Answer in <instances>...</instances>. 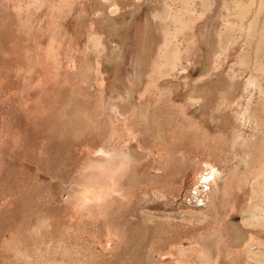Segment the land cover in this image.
Listing matches in <instances>:
<instances>
[{"label": "rangeland", "instance_id": "rangeland-1", "mask_svg": "<svg viewBox=\"0 0 264 264\" xmlns=\"http://www.w3.org/2000/svg\"><path fill=\"white\" fill-rule=\"evenodd\" d=\"M186 1L182 22L166 21ZM218 1L0 0V264H202L204 238L231 216L241 223L255 200L244 189L264 178V94L247 85L264 37L235 44L234 0ZM211 11L209 44L200 32ZM216 179L234 181L236 210L219 212ZM217 245L212 264L247 259L244 245L229 252L230 235Z\"/></svg>", "mask_w": 264, "mask_h": 264}, {"label": "bare ground", "instance_id": "bare-ground-1", "mask_svg": "<svg viewBox=\"0 0 264 264\" xmlns=\"http://www.w3.org/2000/svg\"><path fill=\"white\" fill-rule=\"evenodd\" d=\"M212 1H213L214 6H219L220 2L218 0H212ZM248 1H249L248 3H245L244 0H234L233 16L237 19V23H236V25H232V26L226 25L227 29L232 27V29L235 30V32L237 31L238 34H240L239 35L240 38L235 41V44L240 42V41H243V36H244L246 46L248 44V40L250 39V37L255 36L254 32L257 31V32H259V35L261 37H264V23L262 24V26L260 25L261 26L260 29L257 28L258 27V21H260V16L264 12V0H259L258 8L256 10L253 9V7H254L253 5L256 3V0H248ZM201 2H203L204 6L209 7V6H207L208 0H201ZM189 5H190L189 2L186 1L183 3V6L181 7V9L177 13L172 14L169 12V14L166 18V21H169V22L171 21V22H173V24L182 22V18L184 17V15L188 14V12H190L192 10L191 6H189ZM218 13H217V11H211L209 13L210 14L209 15L210 21L208 20L209 24H207L206 27H204L206 29L205 31L200 32V33H202V35L205 38H207L206 40H208L209 44H210V42H209L208 37L211 36V28L214 27L213 23L215 21L214 17H216L215 15ZM202 15H206V13L203 12ZM154 20H156V18ZM114 24H115L114 22L110 23L109 28L105 31L104 39H103V41L107 47V55L106 56L109 60H112V61L117 59L118 53L120 50V44H118L114 40V37L118 36V32H119L118 28H115ZM161 25L163 26V23ZM156 33H157V29L154 27L151 30L147 31L146 36L143 40L142 53L139 56L136 55L137 57L135 59L136 61L134 63V69L132 72L138 78L139 82H141L143 80L144 72L148 69L147 63H149L148 61L150 60V57H151V55H150V52L152 50L151 46L155 45L157 40H158ZM234 35H236V34H234ZM234 35H233V37H234ZM217 36H218L217 37L218 38L217 47H221V49H223L224 46H222V44H221L222 33H219V35H217ZM177 50L178 49L173 50L174 55H177L176 54ZM227 50H228V48H227ZM240 56H241V54H240ZM244 60H245V57L244 56L241 57L240 60H238V64L245 65ZM261 64H260V68H261L260 74L258 75V77L257 78H252V77L248 78L247 79V85L254 87L255 89L258 90L259 94L262 95V94H264V91H263L262 86H261V83L264 80V65H261ZM240 82H241V77H234L233 78L232 83L227 88L229 90V94L227 93L228 94L227 96L229 98L230 97L233 98V91L238 87ZM205 91H206V88L204 86L197 85L193 94H195L196 96H200V98H204L205 97ZM249 102H250L249 99L246 100V105H245L244 112H243V113H245L247 118H251L248 115V111L250 110L249 109ZM249 157H250V154H247L246 157L242 161L243 165L247 164ZM106 175H105V177H106ZM94 179H95V177H94ZM103 179H105V178H103ZM90 181H91V179H90ZM233 182L234 181L228 180V179H223V180L216 179V185H215L216 187L214 189V193L216 195L217 203L215 205H217L218 208L220 209L219 212H221L223 209H225L226 208L225 206H228V205H229L227 207L228 213L232 212L233 210H236V207L239 204V202H238L239 200L233 201V199H232L233 197H230L231 193L229 191L233 190V184H234ZM104 183H105V181H104ZM95 185L99 186L100 182L95 181ZM252 188L253 189L251 192L247 191L248 189H244V196H245L244 199L247 198V196L248 197L253 196L255 198V200L245 210L242 217H240L241 223L238 222V220L235 218V215L231 216V218H229V220L227 221V223L225 225L226 227L224 229L221 228L222 230H220V231L218 230L219 233L217 231L216 234L207 236L204 238V241H202V245L204 247L203 252H205L204 257L202 259V264H212V262L215 261V255L219 249V247L217 245V241L220 238H222L224 236H229V235L231 236V242L233 245L230 248L229 252H234V250L236 248L240 247L241 245H244L245 246V249H244L245 255H247L246 256L247 259L244 261V264H264V250H263L264 247L259 245V244H253V242L251 243V240L253 238H255L254 234L258 235L259 237L261 236L260 238L257 237L259 241H260V239L264 238V202H263L264 201V178L256 181V183H254ZM228 192L230 194L226 195ZM227 199H228V201H227ZM229 246H231V245H229Z\"/></svg>", "mask_w": 264, "mask_h": 264}]
</instances>
